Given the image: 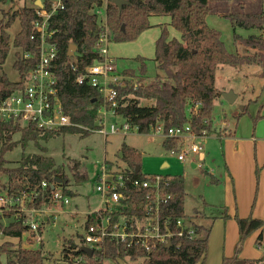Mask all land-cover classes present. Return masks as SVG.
Listing matches in <instances>:
<instances>
[{
  "label": "trees",
  "instance_id": "16d2710c",
  "mask_svg": "<svg viewBox=\"0 0 264 264\" xmlns=\"http://www.w3.org/2000/svg\"><path fill=\"white\" fill-rule=\"evenodd\" d=\"M119 9L112 0H64V8L54 15L50 22L55 30L53 40L57 45V55L53 72L57 80L59 98L65 114L72 122L81 127H65L52 131L38 129L33 124L19 125L12 122H0V194L6 191L11 195H19L35 189L42 180L48 186L45 196H39L28 205L51 206L53 203L47 198L51 186H66L70 177L75 182L87 179V173L77 162L69 164L70 177L62 166L54 159L42 153H32L22 156L16 166H9L3 158L2 152L11 149L16 143L22 146L29 141L37 143L38 139L47 140L63 132H80L88 134L96 127V107L100 97L95 88L87 83L78 84L76 76L85 68L101 59L96 49V38L100 30L97 25L95 10L106 4V26L109 40L127 42L136 39L141 32L149 28V17L169 16L170 26L180 33V38H169L166 26L155 40L153 60L162 73H157L151 80L145 81L146 58L137 56L140 67L138 71L126 69V76H139L135 83H125L117 88V105L115 116H121L131 127L140 133L152 132L158 124L167 131L172 126L189 125L190 131L202 134L213 130L212 105L221 91L215 86V72L221 66L237 67L243 64H257L260 66V76L264 77V14L260 12H245L243 10L225 12L221 15L228 18L234 29V42L245 48L244 52L229 51L221 39L220 31L206 23V17L211 11V3L216 0H126ZM264 4V0H260ZM35 0L28 5L23 4L18 9L2 10L0 17V65H2L11 48L8 28L15 19L19 20V30L12 39L16 48V59L13 67L19 73V80H11L6 73H0V100L7 94L19 88L23 76L32 66V61L21 58V51L34 50L36 41L30 39L33 21L36 18ZM255 28L258 33L242 36L235 29ZM70 45L75 46L73 56H68ZM74 63L76 70L72 69ZM142 100L151 101L142 104ZM215 130V129H214ZM20 131L21 138L11 142L10 136ZM3 143V144H2ZM179 139L164 137L163 145L166 149H175ZM122 160L127 168L120 170L126 177L125 191L129 197L122 200L113 211L114 220L119 214L130 217L141 215L145 202V189L133 186V180H143L145 173L141 172L140 153L132 146L123 144L121 148ZM264 167V165H263ZM138 168V169H137ZM209 174V173H208ZM211 178L217 181L212 175ZM172 176L167 184L162 185V192L169 198L161 204V219H172L174 230L175 219L187 217L184 212V177L181 174ZM60 180V182H57ZM128 180V181H127ZM65 188H63V193ZM207 204V203H205ZM222 216L227 215L222 212ZM8 218L7 222L3 219ZM97 221L96 214H88L84 228ZM262 219L251 216L238 218L237 223L241 242L247 234L258 231ZM197 235L191 239L173 235L170 245L156 243L150 249L140 244L127 246L110 237H105L99 249H93L91 255L81 250L85 245L83 237L80 244L71 239L65 241L62 250L63 257L70 264H106V260H125L135 264H196L201 261L208 248L210 226L194 224ZM27 229L23 214H0V231L6 239L0 243V254H5L7 264H45V256L41 249L25 248L20 239ZM11 238L18 239L15 246ZM257 234L255 244L261 246L262 255L255 259H240L235 255L223 257L221 264H264V239L260 241Z\"/></svg>",
  "mask_w": 264,
  "mask_h": 264
},
{
  "label": "rangeland",
  "instance_id": "374dc122",
  "mask_svg": "<svg viewBox=\"0 0 264 264\" xmlns=\"http://www.w3.org/2000/svg\"><path fill=\"white\" fill-rule=\"evenodd\" d=\"M32 2L33 0H0V17L2 10L18 9L23 4L30 5ZM238 10L262 11L264 14V4L260 0H216L211 3V11L206 17V23L220 31L222 41L232 52H244L245 48L234 42L231 22L221 14ZM18 30L19 20L15 19L8 28L11 48L5 62L0 65V73H6L13 81L20 78L18 71L13 67L16 48L12 45V39ZM235 31L242 36L258 33L255 28L237 27ZM134 40L127 42L110 40L108 53L115 59V74L122 75L125 83H137L139 76H126L123 71L126 69L138 71L140 63L135 58L137 56L146 58L147 82L157 73H162L150 56L136 54L127 57L128 55L124 53L115 54L112 51V47L116 46L117 51L129 52L132 46H128V50L122 44ZM133 48L135 49V46ZM150 48L154 54V43ZM148 49L149 47L142 46L143 52L148 53L150 51ZM260 70V66L254 63L237 67L221 66L216 70L215 86L221 92L230 91L235 97L231 102L222 95L214 100L213 130L193 140L201 146L204 152L203 160L192 152H187L182 162L177 159V154L188 148L187 143H191V138L186 137L183 145L179 142L177 150L172 152L163 145L164 136L161 132L140 133L135 127L126 134L116 132L103 135L96 130L83 135L80 132H63L47 140L40 138L37 143L29 141L25 146L18 142L11 149L3 151L2 156L9 166H16L24 155L42 153L52 157L69 177L71 162L79 163L81 169L87 172L86 180L75 182L70 177L68 185L57 187L60 191L65 188L64 194L68 202L50 207L55 211L56 218L45 224L40 223L42 242L32 243V240L22 237L21 245L25 248L41 249L45 256V264H70L62 254L65 244L67 245L65 241L71 239L74 243L80 244V239L84 235L85 211L95 207L97 200H100V194L95 188V173L105 159L113 161L114 164L118 163L119 170L126 169L127 164L119 155L123 144H127L140 153L141 172L183 175L186 218L197 224L205 222L210 227L212 224L207 253L211 251L213 254L218 248V253L222 252L219 264L223 257L234 255L240 259L260 258L262 248L255 244L257 230L250 232L239 242L237 223V217L264 218V77L260 76ZM150 103L151 101L142 100V104ZM109 121L120 124L124 120L121 116L110 115ZM20 138L21 133L17 131L9 140L17 142ZM164 162L167 163L166 166H162ZM210 174L217 181L212 180ZM222 212L227 216H222ZM7 220L8 218L3 219L4 222ZM233 228L236 230L235 235ZM5 239L0 235V243ZM12 242L18 246V239L13 238ZM27 242L32 244L29 245ZM105 263L135 264L128 259L106 260ZM0 264H7L5 254H0Z\"/></svg>",
  "mask_w": 264,
  "mask_h": 264
},
{
  "label": "built area",
  "instance_id": "2783aa9c",
  "mask_svg": "<svg viewBox=\"0 0 264 264\" xmlns=\"http://www.w3.org/2000/svg\"><path fill=\"white\" fill-rule=\"evenodd\" d=\"M35 0L36 18L33 21L30 39L36 41L34 50L21 51V58L32 61V66L23 76L21 86L7 94L0 100V122H12L25 126L35 125L36 128L44 131H52L65 127H81L72 122L65 114L59 98L57 80L53 72L54 61L57 55V45L53 40L55 33L51 29L50 22L54 15L64 8V0ZM101 16L100 30L96 38V49L101 57L100 60L87 66L85 70L76 76L78 84L87 83L95 88L100 97V103L96 107V127L88 129L96 130L103 135L109 133L122 132L126 134L132 129L130 124L123 121L120 124L109 121L110 115L115 116L114 108L117 105V88L124 85L123 76L115 74V60L108 53L109 37L106 26V4L95 10ZM72 69L76 70L74 63ZM136 87L137 84L135 83ZM152 132H161L164 137H175L183 145L186 137L191 138V143L187 149L181 150L177 154V159L182 162L187 152L198 155L203 159V150L193 140L202 134H195L190 131L189 125L172 126L163 130V126L158 124ZM174 152L175 149H171ZM172 176L161 174H146L141 180H133V186L145 189V202L141 215H131L128 217L119 214L114 220L113 211H118L116 205L120 204L129 195L122 191L124 189L126 177L120 170L108 169V165L103 160L99 167L96 178V190L100 194V205L97 209L89 212L96 214L97 221L90 223L84 229V243L92 249H99L105 237H110L119 242H124L127 246L140 244L145 249H150L156 243H168L173 235L191 239L197 235L195 222L186 217L175 219L174 230H172V219H161V204L169 198L168 194L162 192V185L167 184ZM128 181V180H127ZM48 186L46 180L30 192H23L17 195L8 194L6 191L0 194V214L12 213L17 216L23 214L27 229L22 237L37 243L42 242L40 235V223L45 224L54 221L55 211L50 207L57 203L66 204L67 196L54 186L48 194V199L53 203L51 206L28 205L39 196H45V189ZM88 213V214H89ZM262 225L258 229L260 241L264 239V218ZM1 235V231H0ZM29 245L32 243L27 242ZM261 247V246H259Z\"/></svg>",
  "mask_w": 264,
  "mask_h": 264
},
{
  "label": "crops",
  "instance_id": "0c3cea01",
  "mask_svg": "<svg viewBox=\"0 0 264 264\" xmlns=\"http://www.w3.org/2000/svg\"><path fill=\"white\" fill-rule=\"evenodd\" d=\"M149 22H150L151 26L149 28H147L146 30H144L143 32H141L139 34V36L136 38V40H134L133 42H130V43L122 44L128 50H129L128 46H132V50H129V52L127 50L125 52H122V50L117 51L116 50V46H113L112 47V51L115 54L116 53H124V55H128L127 57H132V56L138 54V55H148V56H150L153 59L154 58V54H152V50H150L151 49L150 47H152V43H155V40L159 36L163 26H166V28L168 30V33H169V38H172V37H175V38H178V39L180 38V33L178 31H176L174 28H172V26H170V17L169 16L161 17V16L152 15V16L149 17ZM173 30H175V31H173ZM133 46H135V49L133 48ZM142 46L149 47L148 51L149 50L150 51L148 53L143 52L142 51ZM203 156H204V154H203ZM119 157L122 159V153L121 152H120ZM203 159H204V157H203ZM104 161L108 165V169L117 170V168H119V166H118L119 164L118 163L114 164L113 161L106 160V159ZM166 165H167L166 162H164L162 164V166H166ZM193 166H195V165H193ZM98 173H99V169L95 173V178H97ZM99 205H100V200L98 199L97 200V204L95 205V207L90 208L87 211H85V219H86V216L88 215V213L93 211V210H95V209H97L99 207ZM198 224H202V225H206L207 226V224L205 222L204 223L200 222ZM211 227H212V224H211ZM232 231L234 232V235H235L236 234V230L234 231V228H233ZM210 248H211V245H210ZM210 252L211 251H209V253L206 252L204 258L201 261H199L198 263H196V264H219L220 256H221L222 252L219 254L218 253V248L216 249V251L213 254L210 253ZM247 259H250V258H247Z\"/></svg>",
  "mask_w": 264,
  "mask_h": 264
},
{
  "label": "water",
  "instance_id": "95a60500",
  "mask_svg": "<svg viewBox=\"0 0 264 264\" xmlns=\"http://www.w3.org/2000/svg\"><path fill=\"white\" fill-rule=\"evenodd\" d=\"M112 2L120 9L122 7L123 4H126L127 1L126 0H112ZM37 5L40 6L41 3L40 1H36ZM101 16H97V25L100 26L101 25ZM74 51H75V46L74 45H70L69 49H68V52H67V55L68 56H73L74 54ZM221 95L227 99L228 101H233L235 95L232 94L230 91H226V92H221ZM138 169V168H137ZM57 182H60V180H58ZM51 189H54V186L52 185L51 186ZM167 245L169 246L170 245V241H168ZM81 250L84 251L85 253L91 255L92 252H93V249L87 245H83L81 246Z\"/></svg>",
  "mask_w": 264,
  "mask_h": 264
}]
</instances>
